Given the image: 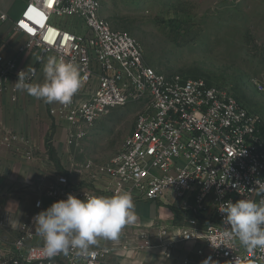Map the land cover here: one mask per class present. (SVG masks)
<instances>
[{"label":"built area","instance_id":"built-area-1","mask_svg":"<svg viewBox=\"0 0 264 264\" xmlns=\"http://www.w3.org/2000/svg\"><path fill=\"white\" fill-rule=\"evenodd\" d=\"M102 3L28 0L13 22L15 34L26 38L21 55L35 50L42 60L51 54L79 67V92L70 104L50 111L67 122L68 146L83 140L111 110L130 104L140 108L119 154L103 164H72L69 173L58 175L43 194L56 202L69 194L84 200L128 192L135 203L155 202L172 192L181 200L179 208L187 219L175 231L162 229L166 246L202 242L197 251L201 264L208 257L215 264H264V249L224 239L219 210L229 200H264L258 188L264 185V135L258 117L231 92L204 79L158 73L147 64L140 43L114 30L102 17ZM9 19L0 9V25ZM31 73L17 59L0 56V93L9 89L15 101L19 91L11 82L16 83L19 74ZM18 144L26 146L25 157L30 159L26 137L7 132L1 141V146L13 150ZM43 210L39 199L34 213L18 224L13 252L0 256V264H112L110 256L126 249L123 243L116 248L90 246L87 254L70 249L48 257L34 224V217ZM8 227L13 228L0 207V228ZM141 239L142 247L150 249L146 234Z\"/></svg>","mask_w":264,"mask_h":264},{"label":"rangeland","instance_id":"rangeland-1","mask_svg":"<svg viewBox=\"0 0 264 264\" xmlns=\"http://www.w3.org/2000/svg\"><path fill=\"white\" fill-rule=\"evenodd\" d=\"M101 15L114 30L126 32L140 43L147 64L158 73L204 79L231 92L258 117L264 135V0H103ZM139 109L134 104L115 108L98 120L93 130L73 146L68 166L88 161L103 164L119 154ZM47 115L52 131L62 127L63 121L52 117L49 104ZM52 137L46 145L27 138L30 159L25 157L24 144H18L13 154L24 162L48 158L46 167L53 164L63 173L67 165L56 157ZM164 226L136 220L123 228L126 234L121 239L126 238L122 241L126 249L120 251L129 263L138 264L136 260L151 254L163 264H184L186 260L200 264L197 251L202 244L189 248L180 242L171 249L162 239ZM142 234L148 237L150 249L142 247ZM11 235L10 239L5 235L7 244L3 246L12 243Z\"/></svg>","mask_w":264,"mask_h":264},{"label":"crops","instance_id":"crops-1","mask_svg":"<svg viewBox=\"0 0 264 264\" xmlns=\"http://www.w3.org/2000/svg\"><path fill=\"white\" fill-rule=\"evenodd\" d=\"M27 2L28 0H0V9L5 11L10 18L9 21L0 25V56L6 59H17L19 66L26 72H34L36 63L40 61L39 69L35 73L32 83L42 84L44 82L43 62L47 57L53 55H43V60L39 58L41 53L35 50L21 55L19 49L26 41V38L14 32L13 22L18 18ZM13 84H15L14 81L11 82V85ZM76 95L77 93L74 96ZM59 105L60 103H51L49 104V110L51 111ZM52 117L57 121L59 120L54 116ZM7 132H14L32 139L34 143H44L45 145L48 138L53 134L52 146L56 157L66 163L69 154L73 155V152H71L73 146H68L66 143L68 135L67 122L63 121L62 127H57L52 131L51 124L48 121L47 103L22 91L18 92L15 101H13V94L9 89L0 93V207L6 214L9 224L13 227L0 228V256H8L13 252V242L19 236L16 228L18 224L26 221L28 216L34 213L37 200L42 199L46 209L54 203L53 200L43 194L42 190L50 187L58 175L69 173L71 169V165L69 167L68 163L65 164L68 167L65 166L66 171L63 173H59L52 163V166L48 168L44 163L48 158L45 157L36 159L33 162L20 160L13 154V149L1 146L3 136ZM41 134L44 138L43 141L40 140ZM29 177L37 178V180H30L28 179ZM16 178L18 179L15 180ZM46 179L49 182L47 185ZM76 181L79 183L81 180L76 179ZM83 184L85 183L83 182ZM99 186L101 187L102 185ZM180 201V199L174 197L172 192H169L165 197L155 202H135L137 220H140L142 224L148 222L149 226L165 225V228H173L175 231V228L183 226L187 219V214L179 208ZM123 234H126L125 229L121 230L117 239L106 240L98 238V242L92 246L116 248L122 244L123 239H126H121L124 236ZM5 235L7 239H10L8 236L11 235L13 241L9 245L3 246V244H7L4 243ZM35 242L39 243L40 239L36 238ZM179 244L172 248L177 247ZM201 244L202 242L198 244L185 243L189 248ZM109 260L112 264H130L128 258H125L124 253L120 250L110 256ZM135 262L138 264H163L158 256L151 254L140 257ZM199 263L201 264V258ZM171 264L175 263L171 262Z\"/></svg>","mask_w":264,"mask_h":264},{"label":"clouds","instance_id":"clouds-1","mask_svg":"<svg viewBox=\"0 0 264 264\" xmlns=\"http://www.w3.org/2000/svg\"><path fill=\"white\" fill-rule=\"evenodd\" d=\"M42 71V84L29 82L34 72L29 76L19 74L15 88L47 104H70L82 86L78 65L49 56L43 62ZM258 188L264 193V185ZM219 210L225 225L224 239L238 240L246 248L264 249V200L259 203L246 199L234 203L229 200ZM136 220L135 205L128 192L111 197L90 196L84 200L69 194L66 200L56 201L39 212L34 217V224L43 239L45 254L53 257L58 253L67 254L70 249L87 254L98 238L115 240L126 225ZM202 264L215 262L208 257Z\"/></svg>","mask_w":264,"mask_h":264},{"label":"trees","instance_id":"trees-1","mask_svg":"<svg viewBox=\"0 0 264 264\" xmlns=\"http://www.w3.org/2000/svg\"><path fill=\"white\" fill-rule=\"evenodd\" d=\"M39 66H40V61H38V62L36 63V65H35V69H34V73H36V72L38 71ZM209 84H210V83H209ZM260 131H261V133L263 134V130H262L261 127H260ZM50 152H51L52 159L55 160V159H54V151H53V149H50Z\"/></svg>","mask_w":264,"mask_h":264}]
</instances>
